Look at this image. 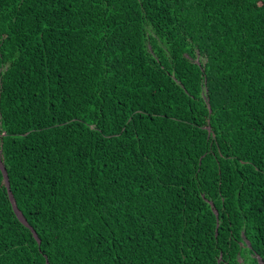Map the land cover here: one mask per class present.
I'll return each mask as SVG.
<instances>
[{
    "label": "trees",
    "instance_id": "trees-1",
    "mask_svg": "<svg viewBox=\"0 0 264 264\" xmlns=\"http://www.w3.org/2000/svg\"><path fill=\"white\" fill-rule=\"evenodd\" d=\"M0 155V264H264V3L0 0Z\"/></svg>",
    "mask_w": 264,
    "mask_h": 264
},
{
    "label": "water",
    "instance_id": "water-1",
    "mask_svg": "<svg viewBox=\"0 0 264 264\" xmlns=\"http://www.w3.org/2000/svg\"><path fill=\"white\" fill-rule=\"evenodd\" d=\"M0 167H1L2 170L4 171L5 179H6V183H7L8 187H9V193H10V197H11V200H12V202H13L14 208H15V210H16L18 216L20 217V219H21L22 221H24V222L27 224L26 218L24 217L23 213L18 209V206H17V204H16L15 197H14V195L12 194V192H11V190H10V181H9V177H8V174H7L6 168L4 167V165H3V163H2L1 155H0ZM216 213H217V211H216ZM34 233H35L36 237H38V236H37V233H36L35 231H34ZM38 240H39V242L41 241L39 238H38ZM261 264H263V262H261Z\"/></svg>",
    "mask_w": 264,
    "mask_h": 264
},
{
    "label": "snow or ice",
    "instance_id": "snow-or-ice-1",
    "mask_svg": "<svg viewBox=\"0 0 264 264\" xmlns=\"http://www.w3.org/2000/svg\"><path fill=\"white\" fill-rule=\"evenodd\" d=\"M262 3H264V0H261Z\"/></svg>",
    "mask_w": 264,
    "mask_h": 264
}]
</instances>
